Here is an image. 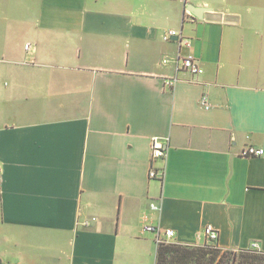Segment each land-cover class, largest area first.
<instances>
[{
    "label": "crops",
    "instance_id": "crops-1",
    "mask_svg": "<svg viewBox=\"0 0 264 264\" xmlns=\"http://www.w3.org/2000/svg\"><path fill=\"white\" fill-rule=\"evenodd\" d=\"M242 5L0 0L4 264H155L145 224L195 246L211 224L222 250L264 252V154L241 155L264 149V0ZM189 54L202 74L183 68ZM155 136L163 181L149 177Z\"/></svg>",
    "mask_w": 264,
    "mask_h": 264
},
{
    "label": "built area",
    "instance_id": "built-area-1",
    "mask_svg": "<svg viewBox=\"0 0 264 264\" xmlns=\"http://www.w3.org/2000/svg\"><path fill=\"white\" fill-rule=\"evenodd\" d=\"M189 12V11H188ZM190 15H192L189 12ZM179 37L180 42L186 45H190V40L187 38H184L182 36V33L175 29H170L165 33L164 38L166 40H169L172 37ZM25 49L27 51H35L36 47L33 44L27 43L25 45ZM181 59V56H179ZM178 58V59H179ZM164 61H167L164 60ZM183 68L190 71L194 75H199L203 73V68L199 65L198 61L196 60L195 56L193 54H189L186 57L183 58ZM177 78H171L166 80V84L173 86ZM200 104L205 108L206 110H209L212 107V104L209 100V95L207 93H203L200 98ZM264 154L263 148L248 146L246 147L242 152L241 155L245 157H254V156H262ZM168 155V140H164L163 138H160L158 136H155L151 140V155H150V170H149V177L151 179H158L160 181L164 180L165 176V170L159 169L156 167V164L159 161H163L167 158ZM150 209L153 211L160 210V205L157 202L152 201L150 204ZM96 217L87 218L83 221H78L77 225H83L85 227H88L91 222L95 221ZM143 230L145 232H150L156 234V240L157 244L159 243H171L174 242V239L176 237V232L172 229L162 230L154 225L151 224H145L143 226ZM205 236L207 238V242L211 244H217L218 245V238L219 234L217 230L211 225H207L205 227ZM247 250L252 251H261L259 250L258 244L254 243L250 248Z\"/></svg>",
    "mask_w": 264,
    "mask_h": 264
},
{
    "label": "trees",
    "instance_id": "trees-1",
    "mask_svg": "<svg viewBox=\"0 0 264 264\" xmlns=\"http://www.w3.org/2000/svg\"><path fill=\"white\" fill-rule=\"evenodd\" d=\"M221 250L217 244L209 242L197 246L163 242L157 244L155 264H264L263 251ZM245 251L261 255H245ZM0 264H4L1 259Z\"/></svg>",
    "mask_w": 264,
    "mask_h": 264
},
{
    "label": "water",
    "instance_id": "water-1",
    "mask_svg": "<svg viewBox=\"0 0 264 264\" xmlns=\"http://www.w3.org/2000/svg\"><path fill=\"white\" fill-rule=\"evenodd\" d=\"M186 8L193 15V17L198 19H202L205 12L211 11V8L196 6L191 2L186 3Z\"/></svg>",
    "mask_w": 264,
    "mask_h": 264
},
{
    "label": "rangeland",
    "instance_id": "rangeland-1",
    "mask_svg": "<svg viewBox=\"0 0 264 264\" xmlns=\"http://www.w3.org/2000/svg\"><path fill=\"white\" fill-rule=\"evenodd\" d=\"M243 8H244V10H245V0H243ZM213 251H215V250H213ZM222 252L224 251V250H221ZM241 251H236L235 253H240ZM249 255V254H255V255H261V254H259V253H252V252H248V251H245V255ZM149 264V263H148Z\"/></svg>",
    "mask_w": 264,
    "mask_h": 264
}]
</instances>
